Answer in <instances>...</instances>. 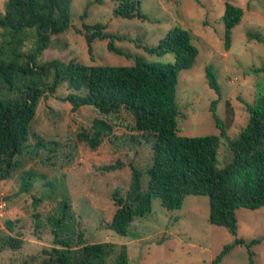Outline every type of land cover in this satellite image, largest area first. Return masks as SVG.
<instances>
[{
  "label": "rangeland",
  "instance_id": "1",
  "mask_svg": "<svg viewBox=\"0 0 264 264\" xmlns=\"http://www.w3.org/2000/svg\"><path fill=\"white\" fill-rule=\"evenodd\" d=\"M146 20H126L114 17L115 4L110 0H71V27L52 36L36 64L53 60H75L83 65L129 66L133 60L107 50V40L95 41L92 53L84 38V27L101 24L105 32L141 39L140 46L127 41H115L124 52L143 56L154 64L173 62L169 53L150 56L143 46H154L176 25L189 30L198 50L192 68L178 74L175 101L178 109L177 133L180 136H219L211 112L223 123L229 138H235L246 126L247 105L264 94V44L247 33L264 39V0H228L242 9L240 23L231 31L229 48L224 46L223 0H134ZM5 0H0L4 13ZM85 13V14H84ZM2 30L0 29V35ZM1 42V38H0ZM34 46V37L27 40L22 51ZM211 66L220 87V94L209 88L205 69ZM37 79V78H34ZM31 78L24 79V82ZM44 87L53 83V72L40 80ZM67 83L58 84L53 94L40 98L30 124L29 139L10 178L0 182V264H40L46 252L57 247L53 242L50 218L57 220L64 214L57 228L61 238H68L80 228L88 244H112L114 259L122 246L126 247L128 264H214L225 248L218 264H264V207L236 211L237 232L233 236L225 228L209 223L207 196L188 195L181 209L166 210L159 199L152 201V210L143 217H135L128 234L120 236L103 229L113 213L110 198L114 189L124 194L130 183V165L141 172L147 169L153 140L134 129L131 115L121 111L102 116L89 105L72 111L66 97L72 94ZM0 83V98L14 99ZM104 119L112 126V134L94 150L78 135L89 133L94 119ZM41 142L45 147H38ZM123 166L113 172L98 167L116 161ZM217 168L231 161V153L220 138ZM32 187L20 189L27 174ZM69 206L64 212L62 204ZM52 219V220H53ZM6 222L12 223L11 229ZM79 227V228H78ZM9 237L19 238L22 245L11 249ZM241 240L243 244H236Z\"/></svg>",
  "mask_w": 264,
  "mask_h": 264
},
{
  "label": "trees",
  "instance_id": "2",
  "mask_svg": "<svg viewBox=\"0 0 264 264\" xmlns=\"http://www.w3.org/2000/svg\"><path fill=\"white\" fill-rule=\"evenodd\" d=\"M110 1L115 4L114 17L146 20L136 1ZM223 1L224 46L228 49L231 31L240 23L243 11L228 0ZM70 4L71 0H5L4 13H0V83L17 97L0 98V182L9 179L18 166L15 157L22 153L29 139L30 124L39 99L53 94L56 86L65 82L73 91L65 99L73 112L84 105L93 106L102 116L125 111L131 115L135 131L153 140L147 169L141 172L131 164L127 191L124 194L120 189L112 191L110 198L114 209L103 229L126 236L135 217L151 212L154 199H159L161 206L171 211L181 209L184 198L194 195L208 197L209 223L225 228L235 236L236 211L264 207V94L247 105L248 122L235 138L227 136L223 123L213 113V105L211 112L220 130L219 136H180L175 95L178 74L192 68L198 54L191 32L176 25L156 45L143 46L150 56L167 53L173 56L172 63L154 64L115 45V41H127L140 46L141 39L105 32L101 24L83 26L89 53H92L93 42L107 40L109 52L132 58L133 64L88 66L75 60L62 62L56 59L37 65L36 60L49 46L51 37L71 27ZM247 36L264 44L259 34L247 33ZM33 37L32 49L22 51L25 42ZM260 70L264 71V68L255 71ZM50 72H53V83L44 87L40 80ZM205 77L209 88L220 94L211 66L206 67ZM26 78L31 80L24 82ZM111 134L112 126L104 119L96 118L91 131L78 137L94 150ZM220 138L227 144L231 161L218 169L216 156ZM37 146L45 147L40 139ZM122 166L117 160L98 167V170L113 172ZM32 180L31 174H27L20 190L28 192ZM68 208L64 202L61 211ZM64 218V214L57 220L50 218L53 242L57 247L46 252L40 264H106L107 256L114 253V245L86 243L79 227L72 236L61 238L57 228ZM5 225L11 229L12 223ZM235 243L243 244L241 240ZM7 244L16 250L21 247L22 240L9 237ZM228 250L225 248L214 264H218ZM114 264H128L125 246L119 249Z\"/></svg>",
  "mask_w": 264,
  "mask_h": 264
},
{
  "label": "built area",
  "instance_id": "3",
  "mask_svg": "<svg viewBox=\"0 0 264 264\" xmlns=\"http://www.w3.org/2000/svg\"><path fill=\"white\" fill-rule=\"evenodd\" d=\"M3 206H0V209H2Z\"/></svg>",
  "mask_w": 264,
  "mask_h": 264
}]
</instances>
